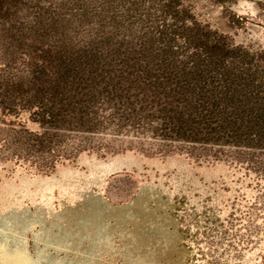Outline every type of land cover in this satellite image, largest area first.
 Returning <instances> with one entry per match:
<instances>
[{"label": "trees", "instance_id": "trees-1", "mask_svg": "<svg viewBox=\"0 0 264 264\" xmlns=\"http://www.w3.org/2000/svg\"><path fill=\"white\" fill-rule=\"evenodd\" d=\"M0 114L4 150L42 170L106 135L264 175V50L197 0H0Z\"/></svg>", "mask_w": 264, "mask_h": 264}, {"label": "rangeland", "instance_id": "rangeland-1", "mask_svg": "<svg viewBox=\"0 0 264 264\" xmlns=\"http://www.w3.org/2000/svg\"><path fill=\"white\" fill-rule=\"evenodd\" d=\"M197 12L264 50V0H197ZM90 140L49 170L0 142V264H264V175L199 149Z\"/></svg>", "mask_w": 264, "mask_h": 264}]
</instances>
